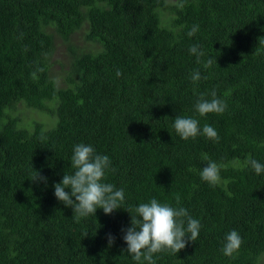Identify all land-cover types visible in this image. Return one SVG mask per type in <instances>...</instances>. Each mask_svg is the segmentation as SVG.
I'll return each instance as SVG.
<instances>
[{"label":"trees","instance_id":"1","mask_svg":"<svg viewBox=\"0 0 264 264\" xmlns=\"http://www.w3.org/2000/svg\"><path fill=\"white\" fill-rule=\"evenodd\" d=\"M194 24L199 31L188 37ZM83 27L99 48L70 47L58 87L55 41ZM197 43L218 66L196 62L188 49ZM196 69L209 78L193 84ZM213 89L227 109L201 117L196 99ZM19 105L50 125L25 121ZM177 115L212 126L219 142L181 139ZM81 142L109 156L115 171L105 182L123 188L125 201L77 223L53 185L73 171ZM249 157L264 164V0H0V264H137L122 231L135 206L152 198L176 206L177 195L202 228L176 255L154 254L157 264H256L264 172ZM208 160L222 166L215 186L200 177ZM32 168L46 184L31 181ZM232 230L244 243L230 257L222 248Z\"/></svg>","mask_w":264,"mask_h":264},{"label":"clouds","instance_id":"2","mask_svg":"<svg viewBox=\"0 0 264 264\" xmlns=\"http://www.w3.org/2000/svg\"><path fill=\"white\" fill-rule=\"evenodd\" d=\"M199 31V25L194 24L187 32L188 37H193ZM191 55L196 57V62L202 64L204 69H209L215 60L206 56L202 45L193 44L188 49ZM218 66V65H217ZM43 71V69H37ZM116 75H122L117 70ZM35 78V73H33ZM193 84L201 79H208L201 76L199 69L191 73ZM210 97V98H209ZM195 111L203 117L210 113L223 114L227 109L225 100L217 97L213 89L209 93H201L195 102ZM173 128L183 140L195 139L198 135H204L210 140L219 142L218 132L210 125L204 124L202 129L197 118L177 115L174 118ZM46 139L45 136L40 137ZM207 159V157H205ZM112 161L108 155L98 154L91 144L78 143L73 146L71 156V173H64L61 181L55 183L54 196L65 207H70L75 214V221L79 223L82 218L95 215L96 210L111 214L117 209H122L121 205L125 201V191L123 188H116L115 185L105 182L106 173L114 172L111 167ZM247 165L250 166L257 175L264 172V164L254 158L249 157ZM221 165L215 161L208 160L207 165L202 169L200 177L211 186L219 183ZM31 181H43L47 183V178L32 168ZM70 189V191H65ZM74 198V199H73ZM176 206L167 202H159L152 198L148 202L139 203L134 208L131 215L130 224L124 231L123 240L127 245L126 252L131 255L137 264H157L154 254L167 252L176 255L183 250L189 242L198 239L202 224L199 219L193 218L189 211L180 205V197H175ZM83 237L88 235L87 231L82 233ZM115 238L109 234L108 245L114 243ZM244 243L242 237L236 230L226 234L222 252L226 256H232L238 252Z\"/></svg>","mask_w":264,"mask_h":264},{"label":"rangeland","instance_id":"3","mask_svg":"<svg viewBox=\"0 0 264 264\" xmlns=\"http://www.w3.org/2000/svg\"><path fill=\"white\" fill-rule=\"evenodd\" d=\"M86 27H83L71 34L69 39L62 40L57 38L55 41V48L49 57L50 70L55 79L56 85L62 87L64 85V77L67 74L69 68V63L71 60L70 47L79 49L80 51H91L95 52L99 48L97 42L92 43L85 39V30ZM50 73V74H51ZM19 113L22 114V117L25 121L36 119L40 122H45L46 125H50L51 117L44 113L34 112L26 106L19 105ZM26 123V122H25ZM27 124V123H26ZM256 264H264V253L259 257V260Z\"/></svg>","mask_w":264,"mask_h":264}]
</instances>
